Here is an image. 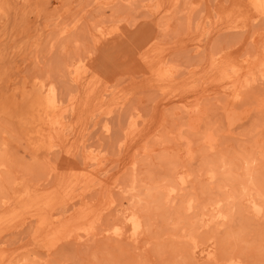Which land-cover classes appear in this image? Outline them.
Here are the masks:
<instances>
[{
	"label": "rangeland",
	"instance_id": "374dc122",
	"mask_svg": "<svg viewBox=\"0 0 264 264\" xmlns=\"http://www.w3.org/2000/svg\"><path fill=\"white\" fill-rule=\"evenodd\" d=\"M262 9L0 0V264H264Z\"/></svg>",
	"mask_w": 264,
	"mask_h": 264
},
{
	"label": "bare ground",
	"instance_id": "6f19581e",
	"mask_svg": "<svg viewBox=\"0 0 264 264\" xmlns=\"http://www.w3.org/2000/svg\"><path fill=\"white\" fill-rule=\"evenodd\" d=\"M249 2H250V4H251V6H253L255 9H258V10H260V9H262V7H264L263 6V3H262V0H249ZM262 10H264V9H262ZM259 62V61H258ZM258 68H261V69H263L264 67V65H263V62H259L258 63ZM220 67V66H219ZM235 68V67H234ZM261 71H263V70H261ZM262 75V74H261ZM264 76V75H263ZM262 79H264V77L262 78ZM228 83H231V84H233V87H234V91H233V94H232V99H234V100H237L239 97H240V90L238 89V87H237V85H236V83H235V81L234 80H229L228 81ZM238 83V82H237ZM239 84H240V82H239ZM239 86V85H238ZM241 87V86H240ZM39 89H38V91L36 92L41 98H42V100H43V103H44V105H45V107L47 108L45 111H44V113L46 114V117H48L49 116V112L50 111H52L53 109H54V107H55V102H57V101H55V97L53 96V95H51V94H47V93H44L43 92V90L41 89V87H38ZM231 103V102H230ZM232 110V109H231ZM69 111V110H68ZM225 112H227V115H229L230 114V109H225ZM188 113L190 114V116L191 117H193V119H191L190 120V126L192 127V129H195L196 128V126L197 125H193V123H195V122H197V116L199 115V110L197 109V108H195V107H191L190 109H189V111H188ZM234 114V113H233ZM232 114V115H233ZM44 115V114H43ZM199 116H201V115H199ZM198 116V117H199ZM43 117H45V115L43 116ZM230 117V116H229ZM50 118V117H49ZM49 118H47V121H49ZM232 118V117H231ZM230 118V119H231ZM46 119V118H45ZM228 119V118H227ZM236 119V118H235ZM46 121V120H45ZM228 121V120H227ZM229 122H231V121H229ZM10 124V123H9ZM195 124H197V123H195ZM49 127H50V125H49ZM55 128V127H54ZM48 130V129H47ZM48 134V133H47ZM49 135H51V134H49ZM133 141V140H132ZM212 142H214L213 141V139L209 136L207 139H206V143L207 144H209V145H211V143ZM260 144V143H259ZM213 145V144H212ZM257 149V148H256ZM187 151V150H186ZM189 151V150H188ZM210 173V172H209ZM181 177V176H180ZM183 178L185 179H187V177H184L183 176ZM179 180V184H182L183 183V179L182 178H179L178 179ZM186 181V180H185ZM171 193H173V189L172 190H168L167 191V194H166V196L168 197V196H170V194ZM248 194V193H247ZM258 202V201H257ZM256 202V199H254L253 197L251 198L250 197V200H249V204H250V207L249 208H251V210H252V212H254V215H260L261 213H263V210H264V208H263V206L262 205H259L258 203ZM190 204H191V202H190ZM190 204H188L187 206H188V208H190ZM216 205V204H215ZM192 206V205H191ZM211 206V205H210ZM212 207V206H211ZM217 208V207H216ZM187 209V208H186ZM218 209V208H217ZM217 209H216V211H217ZM188 210V209H187ZM264 214V213H263ZM103 216V215H102ZM139 216V215H138ZM135 213H125V215H124V220L126 221V223L128 224V227L130 228V230H131V232H132V234L136 237L139 233H140V230H141V227L142 228H144L143 227V225L141 224L142 222L140 221V219L141 218H139ZM215 216H216V218L217 219H222V220H224L225 219V216L222 214V213H220V211H217L216 213H215ZM141 217V216H140ZM142 220V219H141ZM221 221V220H220ZM115 236H120V231H119V229H117V228H115L114 230H113V232H112ZM139 236V235H138ZM193 247H196L195 246V244H193ZM196 249V248H195ZM194 249V250H195ZM208 255V254H207ZM210 255H208V257H209ZM210 259V258H209ZM227 264H238V263H235V262H233V261H230V262H228Z\"/></svg>",
	"mask_w": 264,
	"mask_h": 264
}]
</instances>
